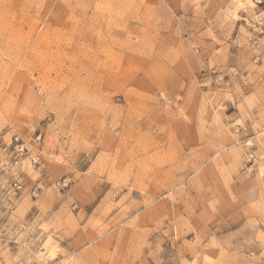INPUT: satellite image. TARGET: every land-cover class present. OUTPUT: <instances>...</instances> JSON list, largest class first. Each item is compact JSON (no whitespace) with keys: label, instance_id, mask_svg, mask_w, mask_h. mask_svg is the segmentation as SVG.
Segmentation results:
<instances>
[{"label":"rangeland","instance_id":"obj_1","mask_svg":"<svg viewBox=\"0 0 264 264\" xmlns=\"http://www.w3.org/2000/svg\"><path fill=\"white\" fill-rule=\"evenodd\" d=\"M0 38V264H264V0H0Z\"/></svg>","mask_w":264,"mask_h":264},{"label":"bare ground","instance_id":"obj_2","mask_svg":"<svg viewBox=\"0 0 264 264\" xmlns=\"http://www.w3.org/2000/svg\"><path fill=\"white\" fill-rule=\"evenodd\" d=\"M0 39H1V38H0ZM1 42H2V40H1ZM3 42H4V40H3ZM3 42H2V43H3Z\"/></svg>","mask_w":264,"mask_h":264}]
</instances>
